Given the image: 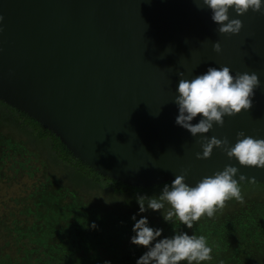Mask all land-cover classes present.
<instances>
[{"label": "water", "instance_id": "95a60500", "mask_svg": "<svg viewBox=\"0 0 264 264\" xmlns=\"http://www.w3.org/2000/svg\"><path fill=\"white\" fill-rule=\"evenodd\" d=\"M211 15L196 0H0V101L97 173L132 187L173 182L185 170L195 186L226 165L239 169V184L262 183L264 169L243 167L221 149L196 159L204 137L230 146L241 131L264 139V15L230 10L243 23L230 36ZM223 66L233 76L258 75L253 107L193 137L176 124L178 73L191 80Z\"/></svg>", "mask_w": 264, "mask_h": 264}, {"label": "trees", "instance_id": "16d2710c", "mask_svg": "<svg viewBox=\"0 0 264 264\" xmlns=\"http://www.w3.org/2000/svg\"><path fill=\"white\" fill-rule=\"evenodd\" d=\"M4 109L11 113L4 115ZM86 174L126 194L110 195ZM24 179L30 180L28 185L20 183ZM171 183L132 187L102 176L74 157L50 130L0 101V188L4 185L8 194L0 192V264H136L148 250L131 243L134 224L144 217L149 227L163 230L155 242L178 232L206 237L213 258L201 264H264V182L240 183L258 189L243 195L244 202H254L230 209L229 203L237 201L231 199L214 214L220 219L205 215L192 229L175 217L164 220L167 203L161 211L143 213L135 205L138 196H152ZM94 190L102 198L108 195L106 202L96 195L88 200L87 191ZM228 213L234 215L225 222Z\"/></svg>", "mask_w": 264, "mask_h": 264}, {"label": "clouds", "instance_id": "9594fccd", "mask_svg": "<svg viewBox=\"0 0 264 264\" xmlns=\"http://www.w3.org/2000/svg\"><path fill=\"white\" fill-rule=\"evenodd\" d=\"M198 10L208 8L212 15V21L218 25V33L224 36L238 35L243 28L240 19H230V10L237 16H244L251 10L253 13L264 15V2L262 0H196ZM3 17H0V21ZM216 53L222 51L219 42L213 44ZM178 85V96L173 103L178 106L179 115L176 124L187 131L193 137L198 134H206L213 129V125L224 126V117H233L243 111H249L253 107L254 90L258 89L260 80L253 72L249 74L237 73L232 75L227 66L219 69L210 67L205 74L196 76L191 80L184 79V73ZM158 116V114H153ZM201 116L199 123L191 122ZM202 148V155L196 153V159H209L214 149H221L229 160L233 158L243 167H255L264 169V139H255L245 136L243 131L237 133L234 146H230L227 138L218 139L215 136L210 139L204 137L198 141ZM239 169L226 165L223 171L206 176L195 186H189L185 182L187 171L175 176L171 185L165 184L161 194L156 197L138 196L140 212L148 209L161 211L165 203L170 205V210L162 214L166 222H173L175 217L181 224L192 229L194 222H198L203 216L209 218L225 207L227 201L235 199L244 202L239 182L235 179ZM240 181L245 177L240 176ZM147 200V204H145ZM132 219L135 221L136 217ZM146 217L135 222L131 243L148 249L136 262V264H201L212 260V248L206 237L188 235L178 232L172 238L159 239L162 229H153L148 226ZM93 227L95 225L93 224ZM153 242L154 246H153ZM108 264V262H106Z\"/></svg>", "mask_w": 264, "mask_h": 264}, {"label": "rangeland", "instance_id": "374dc122", "mask_svg": "<svg viewBox=\"0 0 264 264\" xmlns=\"http://www.w3.org/2000/svg\"><path fill=\"white\" fill-rule=\"evenodd\" d=\"M9 113H11V111H9V110H7V109H4V115L5 114H9ZM12 116H13V114H12ZM68 166H70V165H68ZM70 167H72V166H70ZM85 177L90 181V182H93V183H96L97 185H96V187L98 188V189H102L103 191H105V192H107L108 194H112V195H114L115 193H123V194H126L125 192H126V190L125 191H123L122 190V192H120L119 191V187H115V185L113 184V183H108L106 180H103V179H101V178H98L97 176H95V175H85ZM85 180V179H84ZM30 182V180H27V179H24L23 181H20V183L23 185L24 183L25 184H27V183H29ZM28 185V184H27ZM12 188V187H11ZM241 188V194H242V196L243 195H245V194H249V193H252V192H258L257 190L258 189H256V188H252V187H240ZM0 192H2V193H4V194H6V191H4V185H1V188H0ZM11 191V190H10ZM95 193V194H94ZM98 193V190H94V192H90V191H87V194H86V198L89 200V197L90 198H92V199H94V195H96V197H99V200H101L102 202H106V199L108 198L107 196L108 195H105V196H103V198H102V196L101 195H99V194H97ZM139 193V192H138ZM161 194V192L159 191L158 193H156V194H152V196H147V197H149V198H151V197H154V196H156V197H158L159 195ZM6 195H8V194H6ZM95 197V198H96ZM133 197V196H132ZM255 197H259V196H255ZM254 199V198H253ZM251 202V201H253V200H245V202L244 203H248V202ZM148 202V201H147ZM147 202H145V204H147ZM254 202V201H253ZM120 203V204H119ZM118 204L121 206V202H119ZM111 205V204H110ZM135 205H137V206H139V204L136 202L135 203ZM244 204L243 203H240V202H238V201H236V202H231V203H229V208L230 209H239V208H241L242 206H243ZM218 211H220V210H218ZM217 211V212H218ZM228 211V210H227ZM216 212V213H217ZM218 215H220V214H218ZM207 218H209V217H207ZM233 218V217H232ZM232 218H231V220L230 221H232ZM210 219H220V217H211ZM123 259V258H122ZM125 262V261H124ZM126 264V263H125Z\"/></svg>", "mask_w": 264, "mask_h": 264}, {"label": "flooded vegetation", "instance_id": "af4514ba", "mask_svg": "<svg viewBox=\"0 0 264 264\" xmlns=\"http://www.w3.org/2000/svg\"><path fill=\"white\" fill-rule=\"evenodd\" d=\"M238 211V210H237ZM237 211H235L234 213H236ZM230 213H228V215H229ZM228 215H226V219H225V222H230V220H231V218L233 217V215H229V217H228Z\"/></svg>", "mask_w": 264, "mask_h": 264}]
</instances>
